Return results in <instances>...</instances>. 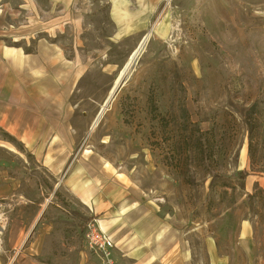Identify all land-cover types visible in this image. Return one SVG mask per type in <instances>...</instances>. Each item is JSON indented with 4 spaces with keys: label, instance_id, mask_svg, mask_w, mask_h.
I'll return each instance as SVG.
<instances>
[{
    "label": "rangeland",
    "instance_id": "374dc122",
    "mask_svg": "<svg viewBox=\"0 0 264 264\" xmlns=\"http://www.w3.org/2000/svg\"><path fill=\"white\" fill-rule=\"evenodd\" d=\"M38 40L60 44L85 67L69 101L79 138L72 158L123 174L178 226L224 241L245 220L264 250V0H72L67 10L48 0H0V44L31 53ZM4 134L0 264H79L83 234L63 177ZM241 171L249 176L239 181Z\"/></svg>",
    "mask_w": 264,
    "mask_h": 264
},
{
    "label": "crops",
    "instance_id": "0c3cea01",
    "mask_svg": "<svg viewBox=\"0 0 264 264\" xmlns=\"http://www.w3.org/2000/svg\"><path fill=\"white\" fill-rule=\"evenodd\" d=\"M48 1L51 8L67 10L72 0ZM34 46L25 53L0 44V129L52 177H63L70 209L97 220L112 239V264H264V250L247 221L224 241L200 226H178L123 174L90 164L83 155L72 158L79 138L70 123L69 101L85 67L77 56L67 58L60 44L38 40ZM49 238L48 243H61ZM75 256L79 264H103L82 242Z\"/></svg>",
    "mask_w": 264,
    "mask_h": 264
},
{
    "label": "built area",
    "instance_id": "2783aa9c",
    "mask_svg": "<svg viewBox=\"0 0 264 264\" xmlns=\"http://www.w3.org/2000/svg\"><path fill=\"white\" fill-rule=\"evenodd\" d=\"M83 247L89 253L100 258L103 264H112L111 252L114 248L112 239L98 226L97 220L91 218L83 232Z\"/></svg>",
    "mask_w": 264,
    "mask_h": 264
},
{
    "label": "bare ground",
    "instance_id": "6f19581e",
    "mask_svg": "<svg viewBox=\"0 0 264 264\" xmlns=\"http://www.w3.org/2000/svg\"><path fill=\"white\" fill-rule=\"evenodd\" d=\"M150 35L147 34L144 37L141 38V40L139 41V43L137 44V46L135 47V49L131 52V54L129 55L127 61L125 62L124 66L122 67V69L120 70L117 78L115 79L113 86L111 87L106 99L104 100V102L102 103L98 113L100 112V110L102 109L104 103L110 98V95L113 93V91L115 89H117L120 84L125 80L128 79V77L130 76L133 67L135 66V62L140 58V56L142 55L145 46L149 40ZM114 94V93H113ZM112 94V96H113ZM112 99V97H111ZM110 99V101H111ZM107 108V107H106ZM106 109H104L102 111V113L100 114V116H98V113L95 117V119L93 120L92 124H91V129H93L94 127H96V125L98 124L99 120L101 119L104 111Z\"/></svg>",
    "mask_w": 264,
    "mask_h": 264
},
{
    "label": "trees",
    "instance_id": "16d2710c",
    "mask_svg": "<svg viewBox=\"0 0 264 264\" xmlns=\"http://www.w3.org/2000/svg\"><path fill=\"white\" fill-rule=\"evenodd\" d=\"M4 136H5V139L9 140L10 142H14V139L8 136L7 134H4ZM248 176H249L248 173L242 172V171L237 173L236 175L239 181L245 180ZM217 178H218L217 176H212L209 187L212 186V184L216 181ZM55 196L57 195L55 194ZM64 207H66L67 209L66 205H64ZM69 214L77 221L76 226L79 229L80 233L83 234L85 225L89 220H91V218H86L80 215L79 213H77L76 211H72V210L69 212Z\"/></svg>",
    "mask_w": 264,
    "mask_h": 264
},
{
    "label": "water",
    "instance_id": "95a60500",
    "mask_svg": "<svg viewBox=\"0 0 264 264\" xmlns=\"http://www.w3.org/2000/svg\"><path fill=\"white\" fill-rule=\"evenodd\" d=\"M135 63H136V62H135ZM123 82H124V81H123ZM123 82H122V83H123ZM122 83L120 84V86H119L117 89H115V90L113 91V93H114V94L112 93L113 96H112V94H111V95H110V98L104 103L102 109H101L100 112L98 113V116H100V114L102 113V111H103L104 109H106V107L108 106V104L112 101V99L114 98L115 94L117 93V91H118L119 88L121 87ZM111 97H112V99H111ZM110 99H111V101H110ZM45 208H46V207H45ZM45 208L42 210V212H41L40 216L38 217L36 223H35V224L33 225V227L30 229V231H29L27 237L33 232V230H34V228H35L37 222L39 221V219L41 218L43 212L45 211Z\"/></svg>",
    "mask_w": 264,
    "mask_h": 264
}]
</instances>
